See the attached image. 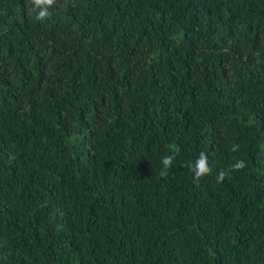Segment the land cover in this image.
<instances>
[{
  "label": "trees",
  "instance_id": "1",
  "mask_svg": "<svg viewBox=\"0 0 264 264\" xmlns=\"http://www.w3.org/2000/svg\"><path fill=\"white\" fill-rule=\"evenodd\" d=\"M34 8L0 0V264H264V0Z\"/></svg>",
  "mask_w": 264,
  "mask_h": 264
},
{
  "label": "clouds",
  "instance_id": "2",
  "mask_svg": "<svg viewBox=\"0 0 264 264\" xmlns=\"http://www.w3.org/2000/svg\"><path fill=\"white\" fill-rule=\"evenodd\" d=\"M32 3L35 5L33 11L39 9L38 14L36 15L35 19L38 21H44L45 19L51 16L49 12V8L53 7L56 4V0H32ZM239 145H235L231 148V151H238ZM174 156H165L162 160V164L164 169H168L172 166ZM246 167V164L243 160H237L232 166L231 171L237 172L241 171ZM194 176L196 179H200L204 176L210 175L212 169L208 163V157L205 153L201 152L198 159L195 162L193 167ZM166 171H162L161 175H166ZM227 175V172L221 171L219 173L218 179L223 181Z\"/></svg>",
  "mask_w": 264,
  "mask_h": 264
}]
</instances>
